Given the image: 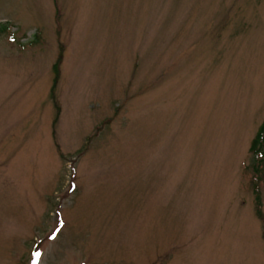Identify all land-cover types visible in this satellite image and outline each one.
I'll return each instance as SVG.
<instances>
[{
    "label": "rangeland",
    "instance_id": "374dc122",
    "mask_svg": "<svg viewBox=\"0 0 264 264\" xmlns=\"http://www.w3.org/2000/svg\"><path fill=\"white\" fill-rule=\"evenodd\" d=\"M263 122L264 0H0V264H264Z\"/></svg>",
    "mask_w": 264,
    "mask_h": 264
},
{
    "label": "trees",
    "instance_id": "16d2710c",
    "mask_svg": "<svg viewBox=\"0 0 264 264\" xmlns=\"http://www.w3.org/2000/svg\"><path fill=\"white\" fill-rule=\"evenodd\" d=\"M263 147H264V122L259 126L256 132V135L252 139L251 145H250V151L252 152L254 159H256L257 161L256 165H258L259 160L262 159Z\"/></svg>",
    "mask_w": 264,
    "mask_h": 264
}]
</instances>
